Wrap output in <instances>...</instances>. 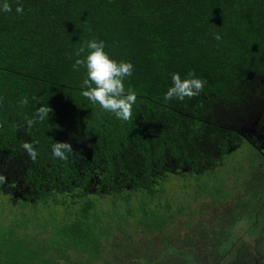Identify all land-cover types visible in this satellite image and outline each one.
<instances>
[{
    "label": "trees",
    "instance_id": "obj_1",
    "mask_svg": "<svg viewBox=\"0 0 264 264\" xmlns=\"http://www.w3.org/2000/svg\"><path fill=\"white\" fill-rule=\"evenodd\" d=\"M9 2L12 11H0V191L13 201L61 194L63 204L87 198L89 208L93 195L155 196L169 175L214 171L264 126V0H19L22 14ZM93 37L134 65L125 79L137 94L129 121L82 95L86 68L73 69L75 52ZM192 71L203 91L165 102L172 74ZM46 104L53 112L29 131L26 118ZM33 140L35 162L22 147ZM55 142L71 143L74 154L54 158ZM68 233L70 242L47 249L68 263L74 252L104 260L98 246H78L87 234L72 225Z\"/></svg>",
    "mask_w": 264,
    "mask_h": 264
},
{
    "label": "rangeland",
    "instance_id": "obj_2",
    "mask_svg": "<svg viewBox=\"0 0 264 264\" xmlns=\"http://www.w3.org/2000/svg\"><path fill=\"white\" fill-rule=\"evenodd\" d=\"M254 151L251 143L244 142L229 151L230 156L214 171L169 175L155 196L140 191L132 201L119 195H93L95 202L89 208L87 198L71 204H63L61 194L38 202L23 198L13 201L0 191V264H48L50 256L55 264H73L75 260V264H88L87 260L95 264H127L125 256L144 254L146 239L148 251L171 247L170 241L179 246L184 242L186 228L190 227L196 235L203 232L205 219L209 222L224 204L221 181L227 176V168L232 163L242 164L247 153ZM70 225L76 232L88 235L79 240L78 246H98L104 260L74 252L68 263L65 256L59 257L56 250L47 249V244L59 248L71 241ZM157 227L161 228L156 230ZM119 254L124 262L118 259Z\"/></svg>",
    "mask_w": 264,
    "mask_h": 264
},
{
    "label": "flooded vegetation",
    "instance_id": "obj_3",
    "mask_svg": "<svg viewBox=\"0 0 264 264\" xmlns=\"http://www.w3.org/2000/svg\"><path fill=\"white\" fill-rule=\"evenodd\" d=\"M257 131L236 148L248 141L255 151L227 168L224 204L205 219L203 232L186 228L181 245L149 251L146 239L144 254L125 256L127 264H264V126Z\"/></svg>",
    "mask_w": 264,
    "mask_h": 264
},
{
    "label": "clouds",
    "instance_id": "obj_4",
    "mask_svg": "<svg viewBox=\"0 0 264 264\" xmlns=\"http://www.w3.org/2000/svg\"><path fill=\"white\" fill-rule=\"evenodd\" d=\"M0 11L8 13L12 11L9 0H3L0 3ZM16 12L23 13V6L17 0ZM214 38L219 41L221 36L216 33ZM87 55L85 56V51ZM77 59L73 64V69L79 71L81 67L86 68V77L83 80L82 87L86 90L82 95L92 104H98L99 107L108 113L115 115L117 119L129 121L132 119L133 106L137 100L136 92L131 88H125V79L131 77L134 71V65L130 61L116 60L106 51V44L103 40L95 37L85 42V46L80 47L76 52ZM71 59V56H69ZM172 86L167 90L164 96L165 102L173 99L183 101L186 97L191 99L203 91L206 81L196 77L194 71L189 72L185 78L179 73H173L171 76ZM36 99V97H33ZM4 97L0 96V104ZM21 106L27 105L25 98ZM53 109L48 105H41L33 117L26 118V124L29 131L37 122H43ZM39 140L24 142L23 149L27 152L30 159L35 162L38 156V150L35 147ZM52 156L60 160H68L69 155L74 154L72 144L69 142H55L51 146ZM7 182V177L0 173V185Z\"/></svg>",
    "mask_w": 264,
    "mask_h": 264
}]
</instances>
